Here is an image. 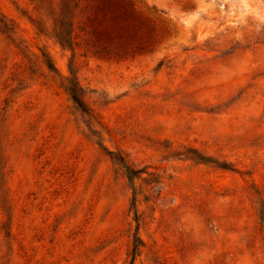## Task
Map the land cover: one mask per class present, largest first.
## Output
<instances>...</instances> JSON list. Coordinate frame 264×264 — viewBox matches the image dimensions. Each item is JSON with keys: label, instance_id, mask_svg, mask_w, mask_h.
<instances>
[{"label": "rangeland", "instance_id": "obj_1", "mask_svg": "<svg viewBox=\"0 0 264 264\" xmlns=\"http://www.w3.org/2000/svg\"><path fill=\"white\" fill-rule=\"evenodd\" d=\"M131 3L154 42L119 58L0 0V264H128L134 235L131 264H264V0Z\"/></svg>", "mask_w": 264, "mask_h": 264}, {"label": "trees", "instance_id": "obj_2", "mask_svg": "<svg viewBox=\"0 0 264 264\" xmlns=\"http://www.w3.org/2000/svg\"><path fill=\"white\" fill-rule=\"evenodd\" d=\"M30 3L33 11L29 18L31 24L41 34H45L42 27L51 26V36L61 47H72L79 39L95 54L121 58L139 54L154 42L151 25L133 9L131 0H30ZM0 24L4 32L12 37L15 32L13 22L0 15ZM34 58L46 75L56 72L47 54L41 53L39 60L38 56ZM60 83L77 108L86 113L77 84L67 77H61ZM7 137L8 127L4 124L0 128L1 146H5ZM3 152L0 148V158ZM118 161L126 178L131 181L135 170L122 158ZM3 170L4 163L0 165V174ZM0 187L3 188V184ZM138 246L139 238L134 235L128 264H131Z\"/></svg>", "mask_w": 264, "mask_h": 264}]
</instances>
